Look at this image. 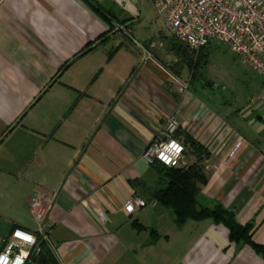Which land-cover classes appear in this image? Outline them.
<instances>
[{"label":"crops","instance_id":"obj_1","mask_svg":"<svg viewBox=\"0 0 264 264\" xmlns=\"http://www.w3.org/2000/svg\"><path fill=\"white\" fill-rule=\"evenodd\" d=\"M115 8V0H0V243L16 227L40 234L26 221L39 196L59 264H264L211 219L177 227L170 210L124 211L134 193L152 201L160 176L142 153L174 114L181 167L202 175L197 202L252 222L253 240L264 244L262 152L244 140L228 156L236 130L226 116L190 87L178 90L184 80L166 67L163 42L133 37L130 22L109 32L101 12L116 16Z\"/></svg>","mask_w":264,"mask_h":264},{"label":"built area","instance_id":"obj_2","mask_svg":"<svg viewBox=\"0 0 264 264\" xmlns=\"http://www.w3.org/2000/svg\"><path fill=\"white\" fill-rule=\"evenodd\" d=\"M132 1L152 3L157 16L171 36L190 51L198 53L206 48L212 40L225 44L228 49L237 54L242 62L256 71L263 80V89L257 101L264 106V0H120L118 3L125 11H136ZM188 83H180L178 90L184 91ZM180 126L177 117L168 116L158 132L144 148L142 156L149 165L158 162L167 167H180L184 164L185 146L176 134ZM231 145L226 148V154L232 155L243 143L242 137L232 131ZM171 141H176L183 147V152L177 157L170 146ZM169 156L175 161L174 165L162 162L163 156ZM143 201V204H140ZM135 211L134 214L146 206V201L132 194L128 200ZM125 204V205H126ZM97 218L107 222L105 212L91 207ZM29 210L38 224V232L46 239L43 229L46 226V208L39 196H35ZM20 229L24 234L35 237V243L24 241L22 237H14L13 233ZM2 249L0 257L7 258L10 262L19 259L25 264L32 251L37 253L36 234L16 227L10 234L1 239ZM27 252V258L21 253ZM2 264V261H0Z\"/></svg>","mask_w":264,"mask_h":264},{"label":"rangeland","instance_id":"obj_3","mask_svg":"<svg viewBox=\"0 0 264 264\" xmlns=\"http://www.w3.org/2000/svg\"><path fill=\"white\" fill-rule=\"evenodd\" d=\"M132 4L138 11H133L134 14L130 12L133 16L126 13L123 7L114 9L118 18L126 16L130 22H127V32L135 38L163 42L166 67L174 74L178 73L175 75L184 80L183 83H188L190 91L201 95L217 114L225 115L243 141L248 140L264 156V106L257 101L263 88L261 76L221 42L212 40L204 50L198 53L190 51L166 30L151 2L132 1ZM123 31L124 34L119 32L117 36L128 35L125 29ZM190 59L192 63L188 64ZM146 198L149 200V197ZM148 200L144 207L146 212L172 214ZM26 221L32 226L36 224L29 214Z\"/></svg>","mask_w":264,"mask_h":264},{"label":"trees","instance_id":"obj_4","mask_svg":"<svg viewBox=\"0 0 264 264\" xmlns=\"http://www.w3.org/2000/svg\"><path fill=\"white\" fill-rule=\"evenodd\" d=\"M101 15L110 24L109 32L114 30L116 26H122L121 24L124 25L129 22L127 19L121 22L111 12H101ZM109 32L102 35L97 41L89 43L85 50L95 43L103 41ZM191 63L192 60L190 59L188 64ZM186 145L192 148L197 154H200L203 149L199 143L190 137H186ZM150 166L160 176L159 187L151 193V200L173 213L174 223L177 227H181L187 220L201 221L211 219L214 223L223 224L228 229L229 240L231 242L249 245L264 260V244L253 240L254 224L252 222L244 225L238 223L235 213L223 207L221 204H216L213 207H205L197 202L195 198V183L202 179L198 166L192 165L187 168L181 166L173 168L164 166L158 162ZM132 224L135 228L145 229L136 220ZM150 233L155 235L153 240L159 236L154 229H151ZM36 240L39 251L37 253L32 251L25 264H59L43 235L37 233ZM2 247L1 245L0 250Z\"/></svg>","mask_w":264,"mask_h":264},{"label":"clouds","instance_id":"obj_5","mask_svg":"<svg viewBox=\"0 0 264 264\" xmlns=\"http://www.w3.org/2000/svg\"><path fill=\"white\" fill-rule=\"evenodd\" d=\"M117 2L119 3L120 0H117ZM170 146L171 148L174 150V154L179 157V154L183 152V147L181 145H179L176 141H171L170 142ZM162 162L165 163L166 165H174L175 161L172 160L169 156L165 155L162 157ZM140 204H143V201H140ZM124 211L128 214L132 213L135 211L134 206L131 203H128L124 206ZM14 237H22V239L24 241L30 242V243H35V237L30 235V234H24L21 232L20 229H17L14 233H13ZM21 255L24 258H27L28 253L27 252H22ZM0 261H2V264H21V261L19 259L15 260V261H9L7 258L5 257H0Z\"/></svg>","mask_w":264,"mask_h":264}]
</instances>
